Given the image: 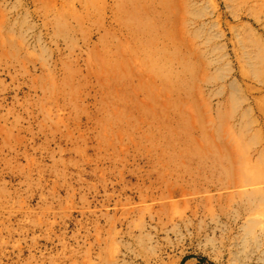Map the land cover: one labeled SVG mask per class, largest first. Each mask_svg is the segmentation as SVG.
Listing matches in <instances>:
<instances>
[{
    "label": "rangeland",
    "instance_id": "rangeland-1",
    "mask_svg": "<svg viewBox=\"0 0 264 264\" xmlns=\"http://www.w3.org/2000/svg\"><path fill=\"white\" fill-rule=\"evenodd\" d=\"M0 264H264V0H0Z\"/></svg>",
    "mask_w": 264,
    "mask_h": 264
}]
</instances>
